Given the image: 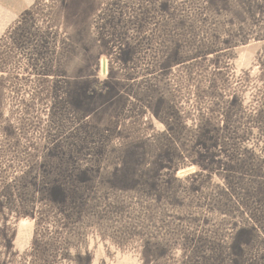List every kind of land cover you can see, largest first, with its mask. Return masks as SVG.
<instances>
[{"label":"rangeland","instance_id":"rangeland-1","mask_svg":"<svg viewBox=\"0 0 264 264\" xmlns=\"http://www.w3.org/2000/svg\"><path fill=\"white\" fill-rule=\"evenodd\" d=\"M0 264H264V0H0Z\"/></svg>","mask_w":264,"mask_h":264}]
</instances>
